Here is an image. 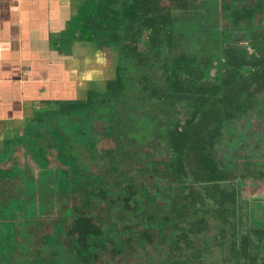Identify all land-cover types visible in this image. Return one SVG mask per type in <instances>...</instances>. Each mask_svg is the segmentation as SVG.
<instances>
[{
  "label": "trees",
  "instance_id": "trees-1",
  "mask_svg": "<svg viewBox=\"0 0 264 264\" xmlns=\"http://www.w3.org/2000/svg\"><path fill=\"white\" fill-rule=\"evenodd\" d=\"M196 3L85 1L86 36L97 49L116 51L115 76L107 81L104 93H92L75 106L79 120L68 130L70 156L55 177L53 216L38 214L36 198L29 191L34 184L25 175L24 190L21 183L13 185L16 190H0V264H135L134 245L142 242L185 252L157 264H186L192 259L196 264H242L251 245L257 249L252 262L261 259L264 264V246L259 245L264 230L248 228L244 233L236 218L243 178L228 180L233 166L223 163L220 168L221 160L215 159L219 145L215 133L221 131V122L215 124L212 137L204 132L220 116L228 120L234 116L238 111L231 99L234 90L245 87L237 76L220 87L206 73L220 68L222 60L236 73L253 63L242 45L223 46L216 40L212 50H197L190 42L194 35L215 40L222 30L216 12L213 19L203 12L184 23L171 13L196 10ZM230 4L223 17L230 25L226 41L241 30L243 41L255 49L259 43L250 39L248 23L257 17L259 1L230 0ZM187 74L207 75L209 82L182 78ZM88 110L100 114L85 116ZM169 110L174 121L182 120L172 128L163 119ZM192 113L193 119H182ZM237 134L243 139V131ZM236 142L220 145L227 149ZM3 166L0 176L22 169L16 160ZM6 166L9 170H3ZM197 186H203L207 202L197 198ZM216 219L229 226L226 232L212 222Z\"/></svg>",
  "mask_w": 264,
  "mask_h": 264
},
{
  "label": "crops",
  "instance_id": "crops-1",
  "mask_svg": "<svg viewBox=\"0 0 264 264\" xmlns=\"http://www.w3.org/2000/svg\"><path fill=\"white\" fill-rule=\"evenodd\" d=\"M85 1L0 0L1 168L11 160L23 168L28 156L41 153L34 145L51 146L56 129L75 127L76 104L104 93L114 78L116 52L97 49L86 36ZM196 4L184 13L216 12L221 24L228 22L230 0Z\"/></svg>",
  "mask_w": 264,
  "mask_h": 264
},
{
  "label": "flooded vegetation",
  "instance_id": "flooded-vegetation-1",
  "mask_svg": "<svg viewBox=\"0 0 264 264\" xmlns=\"http://www.w3.org/2000/svg\"><path fill=\"white\" fill-rule=\"evenodd\" d=\"M260 3V10L259 13L256 17V19H253L252 22L250 21V23H248L250 25V39H256L255 43H259V46H257L255 49L253 48V44L248 46V41H243L244 39L242 38V41H237L236 36L233 37V40H230L229 42L226 41V38H228V36L224 33H226L227 30H229L230 25L228 22L225 23V25L223 26L219 20V25H220V30H222L221 34H217V39H212L210 38L209 41L213 43H215L216 40H218L217 42H221V44L223 46L227 45V44H231V45H242V46H246L247 47V54L250 56V60L249 62L253 63V65H244V66H240L241 68L238 69V72L236 73L234 71L233 68H230L227 66V64L225 63V60H222L220 65L221 67L216 69V68H210L209 71L206 74H210L211 77V83L212 84H216L219 85L221 87V85L224 84L223 81L230 79L232 76H237L239 77V79L244 80L245 82L249 83L248 88L243 87V89L240 88H236L234 90L233 93V97L231 99H233V106H235L237 108L238 106V111L234 112V116L231 117L230 120L226 119L224 117V115L220 116V118L215 119V121L212 122L211 127H205L204 132H208L207 135H210L212 137V135L214 134V126L215 124L218 123V121L221 122V131L216 132L215 134H217V138L216 141L218 140L219 144H221L223 146L224 143L228 142L229 144L231 143V141H237L236 145L234 146H229L227 147V149L224 146V149L222 150L223 152L220 153L218 155V153L216 154L215 159L218 161L219 159H217V157H221V159H224V157L229 158L231 156V158L229 160L224 161L223 163L225 165H229L231 164L233 166L232 170H229V176L232 177V175L235 173V175H237V171L239 170V165H244V162L246 161V159H249V164H254L256 165L258 163V157L259 159L263 160L262 158H264V99H262L264 97V62H259L260 59H262L261 61H264V10L263 12L261 11V2L260 0H257ZM173 11V10H172ZM173 14V12H171ZM180 13V12H179ZM223 26V27H222ZM245 32L243 31V34ZM242 34V35H243ZM207 39L210 37L209 34H206ZM241 36V35H238ZM253 43V42H251ZM260 54V55H259ZM215 64V63H214ZM242 74V77H240V75ZM192 75H185V76H181L184 79L187 80H198L199 83H203V81H207L205 77H207V75L205 76H200V75H194V78L191 77ZM187 77V78H186ZM253 85L255 87H253ZM245 88V89H244ZM249 88H253L254 90H249ZM193 89H195L193 87ZM224 89V88H223ZM238 92V93H236ZM221 96V95H219ZM251 97V98H250ZM262 99L261 102L258 103L259 99ZM249 103V104H248ZM252 105V107L254 105L257 106V109L254 108L253 112H247V108L248 106ZM184 112L188 113V109L185 108V106H183ZM182 105H181V109H183ZM175 109H178L175 108ZM180 109V108H179ZM173 110V109H172ZM173 111H178V110H173ZM169 114H165L164 115V122H169V126L171 125L172 127H174L175 125H179L181 121L177 122L174 121L172 118V112L169 110L168 111ZM179 112V111H178ZM186 113V114H187ZM195 116L194 113L190 114V115H185L184 117L182 116L183 120H191L193 119ZM192 123L196 124V120H192ZM185 124V121L183 122ZM187 123V122H186ZM170 126V127H171ZM171 127V128H172ZM71 129V127L69 128ZM68 129V130H69ZM220 130V129H219ZM67 131V130H66ZM65 131V132H66ZM244 132V137L243 139H241L240 137L238 138L237 132ZM57 132H61V133H57ZM63 131H59V129H56L54 131V143L56 144L55 140H58L59 142L64 141L63 138L61 137V134L64 133L65 137L67 138V143L65 145V152H64V145L63 146H58L57 150L55 149V151H63V153L61 152L60 155H54V159L57 160H63V154L65 153V161L67 162L68 157L70 156V137L67 131L66 133ZM215 139V138H214ZM232 144V143H231ZM54 148V147H53ZM232 148V149H231ZM241 148V151H240ZM231 149V150H230ZM235 150H237L238 152H236ZM56 153V152H54ZM58 153V152H57ZM59 154V153H58ZM236 157V159L234 158ZM62 161L61 164L62 165H55L52 168L51 174L53 176V186L51 189V192H53L52 194V198L51 201H44L43 200H39L38 198H36L34 196V198H36V207H37V212L40 216H53L55 214V210H56V206H55V187H56V180L55 177L57 175L58 170L63 167L66 166L67 163H64ZM230 165V166H231ZM258 165V164H257ZM230 168V167H229ZM221 170V169H220ZM32 171V170H31ZM229 177V178H231ZM238 179L240 178H244L243 176L238 175L237 176ZM236 181V177H234ZM237 179V180H238ZM232 181V179H230ZM251 180H253L252 182H255V179L252 178ZM199 186H197L198 189ZM35 188V187H34ZM47 190V191H46ZM239 193L241 194V199H242V203L240 204V208L241 210L244 209L243 206L245 208H247V211L245 212V218H247L248 222H251V219H255V223L254 224L257 228H252L253 230H258V229H263L264 230V217L257 216L254 215L255 218H253L254 216L251 217V210H252V205L253 203H257L259 204L260 209L264 208V200H259V196L257 195H253L251 193H246L245 190H241L238 189ZM42 192V191H41ZM48 192H50L49 189H45L44 192L41 193V195L43 196L42 198H46V196H48ZM51 203H52V211L50 213H46V208L49 209V207L51 208ZM45 204H49L48 206H44ZM39 205V206H38ZM43 205V207H42ZM243 205V206H242ZM44 207H46L44 209ZM240 208L238 207V211L236 212V214H238V212H240ZM257 216V217H256ZM236 218H238L239 220L241 218H239V216H237ZM249 222V223H250ZM263 225V226H262ZM261 226V227H260ZM250 229V226H249ZM251 230V229H250ZM247 230H245L244 233ZM251 233V232H248ZM261 242H263L264 244V236L261 239Z\"/></svg>",
  "mask_w": 264,
  "mask_h": 264
},
{
  "label": "rangeland",
  "instance_id": "rangeland-1",
  "mask_svg": "<svg viewBox=\"0 0 264 264\" xmlns=\"http://www.w3.org/2000/svg\"><path fill=\"white\" fill-rule=\"evenodd\" d=\"M188 14L189 13H184V12H180V13L173 12V16L175 18H178L177 22H181V23H184V21L186 19H190L191 18V15L190 14L188 15ZM207 14H208V16L212 17V13L211 12H207ZM211 19H213V17ZM211 23H212V20H211ZM225 23H226V21L223 20V22H222L223 26L225 25ZM191 27L193 28V26H191ZM191 39L192 40L190 42L193 43V44L195 43L197 45V50L198 51H200L202 49L203 50H206V49H211L212 50V46H211L212 42L211 41H207L206 37L199 36L197 34V35H194ZM182 45L184 46V44H182ZM107 49L110 50L109 47H107ZM219 49H222V47H219ZM111 51H114V50L112 49ZM114 52H116V51H114ZM115 66H116V64H115ZM244 84H245V88H248L249 83L244 82ZM253 87H255V86L253 85ZM241 89H243V85H241ZM249 90H254V89L253 88H249ZM236 93H238V92H236ZM183 98H184V95H183ZM262 99H264V97ZM262 99L260 97L258 103L261 102ZM178 100L180 102H182V103H185V101H186V100L184 101L180 97L178 98ZM254 108L257 109V106L256 105H254L253 107H252V105L248 106L247 112L248 113L249 112L250 113L253 112ZM97 114H100V113H98L97 110H95V111L88 110L85 116H87V115H97ZM103 114L104 113L101 112V116H103ZM159 118L163 122L164 118L163 119H161L162 117H159ZM57 133H61V132H57ZM61 137L63 138L64 141L59 142L58 140H55V142H56V144H55L54 143V137H53V138H51L52 139L51 146H47L45 144L43 149H42L41 144L34 145L33 149L40 150L41 153L28 156V160L24 163L25 166H23L22 169H20L18 171H12L14 173H10V174H7L6 172L2 173V175L0 176V190H16V188L13 185L14 184L17 185L18 183L22 184L21 189L24 190L25 186H23V181H24L23 180V178H24L23 176L25 175V177L27 176L29 180L33 181V184H34L35 188L33 189V191L32 190H29V191L36 198H38L39 200L45 199V198H42L43 196L41 195V193L44 192L45 189H49L50 192H48V196L43 201H46L49 198H52V195H53L52 194L53 192H51V189H52V186H53V176L51 174L52 168L55 165H58V164L62 165L61 164L62 161L64 163H67L65 161V158H66L65 157L66 156L65 153L62 155L64 159L61 160V162H60V160L54 159V157H53L54 155H58L59 156L61 152L63 153V151L60 152V150L59 151H55V149L57 150L58 146H63L64 145L63 149H64V152H65V149H66L65 145L67 143V138L65 137L64 133L61 134ZM47 148H50L52 150V152H49V153L45 152L44 149L46 150ZM217 148H218L217 153L219 155L220 153H222L223 148H222V146L220 144L217 146ZM235 151L238 152L237 150H235ZM54 152H56V153H54ZM230 158H231V156L229 158L224 157V159H221V157L218 156L217 159L221 160V162H219V164H221L220 168L223 167V162L226 161V160H229ZM234 159H236V157ZM262 159L263 160L259 159V157H258V163H257L258 165L257 164L256 165L249 164V159H246V161L244 162V165L243 164L239 165V170H236L237 171V173H236L237 174L236 175V181L238 179V177H237L238 175L244 177L241 190L244 189L246 193L248 192V193H251L253 195L259 196V200H264V158H262ZM7 164H9V163H7ZM8 167L9 166H6L5 169H3V170H9ZM2 168H4L3 165H2ZM24 170H25V172H24ZM30 170H32L33 173H30ZM229 177H231V176H229ZM252 178L255 179V182H252L253 181V180H251ZM230 179H232V181L235 180V178L233 176L231 178H229L228 180H230ZM203 186H199L198 189L196 188V192H197L196 196H197L198 199H202L205 202H207V195H206V191L202 188ZM191 187L193 189V186H191ZM48 205L45 204L44 206H48ZM50 206H51V208L49 207V209H47L48 207L47 208L44 207V209L46 208V210H45L46 213H50L53 210L52 209V203H51ZM42 207H43V205H42ZM205 207L207 208L208 213H211V211H209V210H211L210 207L209 206H205ZM243 208L244 209H242L240 212H238V214H236V216H239V218H241L240 219V224H239L240 231L245 232V230H247L249 228V226H250V229L252 231V228H257L254 225V224H257V223H255V219H251V222L249 221L250 223L248 222L247 218H245L246 217L245 216V212L247 211V208H245L244 206H243ZM254 215L260 216V218L264 217V208L260 209L259 204H257V203L256 204L253 203V205H252L251 217L254 216ZM228 217H229L230 221H233V222H231V224L235 223L234 218H232L230 215ZM253 218H255V216ZM212 222L216 223V224L218 222L219 223L218 227H221V229L224 228L223 229L224 232H226V230H227L226 228H229V226H227L226 224L225 225L222 224V223H224L223 221H220V220L216 219L215 221H212ZM234 242L238 244L239 240L236 239ZM259 245L262 246V247L264 246L263 242H260ZM134 246H135V249L138 251V259L136 260L135 264H154V263L157 264L158 262H162V261L168 262V261L172 260L173 258L178 259V256L181 255V254H185V252L182 251V250L178 251V250L172 249V250H170L171 251L170 252L166 248H154V247H151L152 246L151 244H146L144 242H142V244H140V246L138 244H135ZM224 247H227V248L229 247L228 246V241H224ZM250 251H251L250 252V256L248 258H245V257L242 258V259H246L245 261H243L242 264H261L260 263L261 259H259L258 261L252 262V257L251 256H254V254H256V251H257L256 246L251 245L250 246ZM250 257H251V259H250ZM189 261L190 262H186V264H196L195 260H193V259L189 260Z\"/></svg>",
  "mask_w": 264,
  "mask_h": 264
},
{
  "label": "water",
  "instance_id": "water-1",
  "mask_svg": "<svg viewBox=\"0 0 264 264\" xmlns=\"http://www.w3.org/2000/svg\"><path fill=\"white\" fill-rule=\"evenodd\" d=\"M234 34L236 36L235 39H237V41H241L242 37L241 36H238V35H242L243 34V31L237 30V31L234 32Z\"/></svg>",
  "mask_w": 264,
  "mask_h": 264
}]
</instances>
